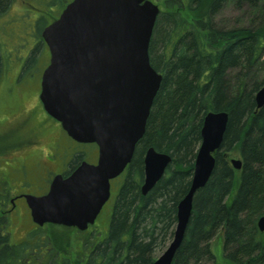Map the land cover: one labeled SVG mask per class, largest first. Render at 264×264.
Returning a JSON list of instances; mask_svg holds the SVG:
<instances>
[{
  "label": "trees",
  "instance_id": "trees-1",
  "mask_svg": "<svg viewBox=\"0 0 264 264\" xmlns=\"http://www.w3.org/2000/svg\"><path fill=\"white\" fill-rule=\"evenodd\" d=\"M259 1L160 0L148 54L162 80L144 136L117 181L106 237L82 244L74 262L54 248L44 260L32 258L26 243L11 247L8 234H0V264H152L155 247L173 238L176 207L188 191L208 111H225L229 121L210 179L192 200L172 264H264V233L256 222L264 215V106L255 108L253 97L264 86V77L255 80L264 70V21L256 28L219 29L213 18L227 4L256 9ZM10 2L0 0V14ZM150 147L171 163L143 195L142 154ZM230 152L241 170L230 166Z\"/></svg>",
  "mask_w": 264,
  "mask_h": 264
},
{
  "label": "water",
  "instance_id": "water-1",
  "mask_svg": "<svg viewBox=\"0 0 264 264\" xmlns=\"http://www.w3.org/2000/svg\"><path fill=\"white\" fill-rule=\"evenodd\" d=\"M151 0H71L41 33L49 64L41 77L43 110L77 143L95 144L97 163L83 161L70 176H56L44 196L27 195L37 226L53 224L85 231L110 198V181L132 161L144 136L161 74L148 54L160 14ZM264 104V87L256 108ZM227 114L209 113L201 127L200 146L186 195L176 207V227L165 252L152 264H172L184 240L192 200L209 181L228 125ZM140 192L147 195L164 176L171 157L148 148L143 156ZM230 166L241 170V161ZM264 233V215L257 220Z\"/></svg>",
  "mask_w": 264,
  "mask_h": 264
},
{
  "label": "rangeland",
  "instance_id": "rangeland-1",
  "mask_svg": "<svg viewBox=\"0 0 264 264\" xmlns=\"http://www.w3.org/2000/svg\"><path fill=\"white\" fill-rule=\"evenodd\" d=\"M11 0L6 11L0 14V127H7L9 124H15L21 116L28 109V104H31V112L34 117L33 123L30 121L28 127L38 129V133L42 137L49 135L45 132L46 127L54 128L57 134L61 133V130L54 125V121L43 114V109L38 104L39 91L37 88L43 74L44 68L47 66L48 57L42 50L45 48L42 46L38 48L41 53L34 56L32 61L27 60L30 52L35 51V46L38 45V41L41 42L42 30L53 20L57 19L61 14L64 7L71 2V0ZM153 3L161 4L160 0H151ZM214 25L219 29H236L238 27H252L256 28L259 23L264 21V0H260L258 8L253 9L249 4L237 7L235 4H227L224 9L216 14L214 17ZM38 49H36L38 51ZM37 51L35 55L37 54ZM43 53V54H42ZM49 55V54H48ZM21 73H20V72ZM20 73V74H19ZM13 75L14 78L21 77L19 82L25 84H33L35 89L30 94H18L19 97L13 93L9 94L11 89V83H7L8 76ZM19 74V75H18ZM255 80H261L264 77V70L256 72ZM40 84V83H39ZM39 148L59 145L64 142L62 137L47 138V139H35ZM90 150L89 147L81 145V147L66 144L64 147L51 150L50 155L56 161L61 163L62 168L69 166L71 156L75 151ZM24 154L17 155H5V158L13 159V157H19ZM41 158V162H46V159ZM32 158V157H31ZM239 159L237 154L230 152L227 156V160ZM29 161V160H28ZM52 169H55V164H49ZM59 167V166H58ZM57 167V168H58ZM118 184L114 186L111 198L108 201L109 210L101 216L95 222L93 227L97 230V235L88 237L79 234L76 230L60 227L56 225H48L44 231H40L35 235L39 237L47 238V246L54 248L60 256H65L72 259L74 262L77 260L78 254L82 252V244L86 242L101 241L106 237L108 231V222L110 220V214L112 211V201L115 200V192ZM4 197H8L5 193ZM109 215V217H108ZM0 222V232H9L10 241L12 244H17L24 237L26 231L30 226L19 224L10 225L8 228L3 227ZM100 232V233H99ZM94 234V233H93ZM88 242V243H89ZM171 242V241H170ZM213 242L217 243V240ZM169 242L165 246H156L153 260L161 256L168 246ZM45 252V247H42V253Z\"/></svg>",
  "mask_w": 264,
  "mask_h": 264
},
{
  "label": "flooded vegetation",
  "instance_id": "flooded-vegetation-1",
  "mask_svg": "<svg viewBox=\"0 0 264 264\" xmlns=\"http://www.w3.org/2000/svg\"><path fill=\"white\" fill-rule=\"evenodd\" d=\"M41 45L45 48V50L43 49L42 52L45 53L46 58L48 57L49 60V50L42 39L41 42L40 40L38 41V45L35 46V50L41 48ZM40 50L38 49L37 54L35 56L41 53ZM32 52L33 50L30 52V55ZM48 63L49 61L47 62V65ZM20 78L21 77H16L13 79V75L11 74L10 76H8L6 81L7 83L12 84L9 94L13 93L19 97L18 94L27 95L33 92V89H35L34 83L21 84V81L19 82ZM39 83L36 89H38V91L40 92L41 83ZM37 101L39 106H41V108L43 109V106L41 105L39 100V96ZM31 104H28V109L24 110L26 112L21 116V119L17 123L12 125L9 124L7 127H0V222L2 225L3 223H6L3 229H5V227L8 228L10 225H14L16 223L19 224V226H30L22 240L20 242H17V244H12L10 241L11 238L9 232H4L8 234V244H10L11 247H17L21 244L26 243V250L29 252L26 253V255H31L30 257L32 258L40 256L41 259L44 260L46 253L50 248L46 246L47 238L41 237L39 239V237L35 235L39 234L40 231H44L49 224L37 226L33 222V220L31 219V210L29 209L28 204L26 202V197L27 195L33 197L46 195L49 191L52 180L56 176L61 175L63 178H67L68 176H70L71 172L75 168H77V166L80 165L83 161H86L87 163L92 165L96 164L98 149L94 144L91 145L76 143L72 138H69L67 136V134L60 127V124L57 123L52 117L50 118L55 122L54 125L59 128V130H61V133L57 134V132L54 131V128L47 126L45 132L50 133H48L49 135H47L46 137H42L38 133V129L28 127L30 121L33 123L34 119L31 112ZM43 114L47 115L44 110ZM58 137H62L64 139V142L62 144H56L54 146L47 147L43 146V148H39L40 146H38L37 141H33L35 139H47ZM67 143H71V145L75 148H77V146L81 147V145L85 147L87 146L90 148V150L75 151V153L71 156V162L69 166L62 168L61 163L52 158L50 152H52L51 150L58 149L59 147H64ZM145 151L142 154V158L144 156ZM21 153L24 155L19 157H13V159L5 158V155H17ZM44 153V158L46 159V162H41L40 160L43 157ZM49 164H55L56 168L52 169L51 167H49ZM112 191H114V188L111 182L110 194L112 193ZM3 193H5L8 197H4L5 195H3ZM107 210H109L108 201L102 208L100 213L97 215L96 220L101 218L103 214L105 215ZM94 226L95 225L87 226L85 231H80L75 227L65 228L76 230V232L83 235V237H93L97 235L95 234L97 233V230L93 228ZM4 233L0 232V234ZM42 247H45L44 253H42ZM37 249L39 250L36 251Z\"/></svg>",
  "mask_w": 264,
  "mask_h": 264
},
{
  "label": "bare ground",
  "instance_id": "bare-ground-1",
  "mask_svg": "<svg viewBox=\"0 0 264 264\" xmlns=\"http://www.w3.org/2000/svg\"><path fill=\"white\" fill-rule=\"evenodd\" d=\"M257 8H258V7H257ZM3 13H4V12H3ZM229 73H230V72L227 71L226 74H229ZM243 79H245V78L243 77ZM246 80H247V79H246ZM233 85H234V84L231 83V86H233ZM238 86H240V87H242V88L245 87V85H242V84H238ZM263 87H264V86L258 88V89L255 90L254 93H253L255 108H256V98H257V94H258L260 91H262ZM235 88H236V89H239L237 86H235ZM263 106H264V104H263ZM263 106L261 107V109L263 108ZM257 109H258V108H257ZM258 110H260V109H258ZM217 112H223V113L227 114V118H228V113H227V112H225V111H217ZM217 112H215V111H208V112H206V114L203 116L202 121H201V122H202V125H203V123H204L203 120H204V118L206 117L207 114H209V113H217ZM169 243H170V242H169Z\"/></svg>",
  "mask_w": 264,
  "mask_h": 264
}]
</instances>
